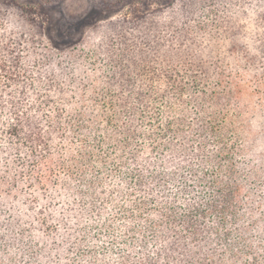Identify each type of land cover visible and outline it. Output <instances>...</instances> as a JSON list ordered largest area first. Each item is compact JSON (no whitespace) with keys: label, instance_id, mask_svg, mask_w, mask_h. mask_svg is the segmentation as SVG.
Masks as SVG:
<instances>
[{"label":"trees","instance_id":"trees-1","mask_svg":"<svg viewBox=\"0 0 264 264\" xmlns=\"http://www.w3.org/2000/svg\"><path fill=\"white\" fill-rule=\"evenodd\" d=\"M0 1V264H264L235 88L264 0L135 6L78 45Z\"/></svg>","mask_w":264,"mask_h":264},{"label":"rangeland","instance_id":"rangeland-1","mask_svg":"<svg viewBox=\"0 0 264 264\" xmlns=\"http://www.w3.org/2000/svg\"><path fill=\"white\" fill-rule=\"evenodd\" d=\"M5 1V0H0ZM32 9L43 25L42 43L53 48L80 44L91 28L122 18L135 6L152 9L170 0H6ZM246 159L264 173V78L235 88Z\"/></svg>","mask_w":264,"mask_h":264}]
</instances>
